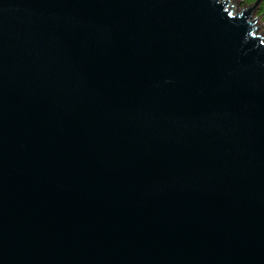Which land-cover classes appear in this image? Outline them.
<instances>
[{
  "label": "water",
  "instance_id": "1",
  "mask_svg": "<svg viewBox=\"0 0 264 264\" xmlns=\"http://www.w3.org/2000/svg\"><path fill=\"white\" fill-rule=\"evenodd\" d=\"M263 0H0V264H264Z\"/></svg>",
  "mask_w": 264,
  "mask_h": 264
},
{
  "label": "rangeland",
  "instance_id": "2",
  "mask_svg": "<svg viewBox=\"0 0 264 264\" xmlns=\"http://www.w3.org/2000/svg\"><path fill=\"white\" fill-rule=\"evenodd\" d=\"M237 1V4H238V6H237V8H235V11H240L241 10V8H243L244 7V5H245V3H243V1H241V0H236ZM246 5H248V4H246ZM256 10H257V8H256ZM256 10L254 11V16H253V18H258V17H260L259 16V14L256 12ZM261 22H262V18H261V20H260ZM262 27L259 29V32H260V34L262 35V36H264V26H263V23H262V25H261Z\"/></svg>",
  "mask_w": 264,
  "mask_h": 264
},
{
  "label": "trees",
  "instance_id": "3",
  "mask_svg": "<svg viewBox=\"0 0 264 264\" xmlns=\"http://www.w3.org/2000/svg\"><path fill=\"white\" fill-rule=\"evenodd\" d=\"M245 4H253V2H256V0H241ZM256 12L261 16L263 26H264V0L260 3L259 7H257Z\"/></svg>",
  "mask_w": 264,
  "mask_h": 264
}]
</instances>
